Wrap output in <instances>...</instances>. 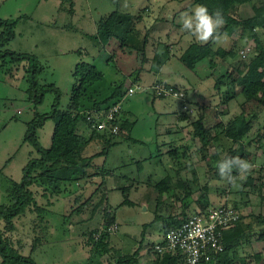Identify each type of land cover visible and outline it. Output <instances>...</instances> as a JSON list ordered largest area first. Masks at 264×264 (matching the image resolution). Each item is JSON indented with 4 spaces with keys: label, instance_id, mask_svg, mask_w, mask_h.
<instances>
[{
    "label": "rangeland",
    "instance_id": "obj_1",
    "mask_svg": "<svg viewBox=\"0 0 264 264\" xmlns=\"http://www.w3.org/2000/svg\"><path fill=\"white\" fill-rule=\"evenodd\" d=\"M257 1L237 5L235 17L245 19L252 15V4ZM156 2L0 0V18L16 22L15 37L8 43V49L36 57L37 81L58 87L63 107L68 103L69 91L75 82L72 72L80 58L94 60L104 72L106 83L116 77L114 62L108 59L112 51L103 47L98 38L94 42L97 30L92 26V19L87 20L86 16L104 19L113 11L136 14L140 7L151 5L155 8L152 15L148 16L149 12L144 10L141 14L148 28L145 64L149 62L148 67L154 71L160 69L156 67V59H163L152 57L156 45L159 46L165 60L172 58L169 64L172 73L170 80L166 79L182 84L158 83L183 93L181 98L162 97L151 89L156 82L142 84L126 78V89L140 86L141 90L126 95L121 101L124 114L121 118L127 119L126 127L121 128L122 140L92 159L83 181L66 189L49 186L44 191L30 187L35 206L30 205L13 218L8 231L3 230L4 222L0 228L12 246L29 255L36 264H107L119 255L132 254L139 246L141 249L146 246L139 263L155 264L148 249L153 241L161 238L168 217L178 222L200 208L204 200L207 207L236 204L241 215L239 224L247 232L236 249L238 257L232 251L210 264H264V136H260L264 108L258 101L244 102L241 87L235 80L239 63L248 62L257 49L264 51V29L255 28L257 42L248 29L239 27L226 34L221 28L224 38L207 43L215 52L223 48L234 54L207 57L190 69L180 61L186 49L184 45L188 39L200 42L181 32L178 21L183 12H190L197 4L193 0ZM167 24L176 28L170 27L171 31H177L176 38L181 43L171 56L167 54L171 50L164 35ZM147 25H152L156 32ZM84 30L91 33L85 36ZM159 39L165 43L158 42ZM247 45L251 49L242 58L240 51ZM84 49L87 53H83ZM133 63L128 62L127 68ZM24 70L16 64L0 69V205L9 203V192L21 181L23 167L30 156H36L32 144L24 140L28 123L36 112H49L54 97L53 93L46 92L40 104L31 103ZM243 116L250 121V131L242 141H230L225 131ZM198 120L203 127L196 124ZM53 129L50 117L36 128L35 138L42 147L50 146ZM203 130L205 139L201 138ZM78 131L86 137L90 132L83 123ZM203 140L207 141L206 146ZM103 147L101 141H91L88 156L102 151ZM230 148L235 155L253 164L246 177L237 176L235 184L223 181L217 168L213 169ZM233 175H237L235 170ZM156 215L161 219L154 222ZM256 253L259 260L254 257Z\"/></svg>",
    "mask_w": 264,
    "mask_h": 264
},
{
    "label": "trees",
    "instance_id": "obj_2",
    "mask_svg": "<svg viewBox=\"0 0 264 264\" xmlns=\"http://www.w3.org/2000/svg\"><path fill=\"white\" fill-rule=\"evenodd\" d=\"M251 1L193 0L195 4L206 6L210 13L216 10L222 11L226 21L222 31L226 34L242 27L253 32L251 37L258 42L254 29L256 27L264 29V0L253 2L252 15L245 19H238L234 14L237 5ZM143 10L145 9L139 10L136 14L113 11L99 21L97 38L103 47H108L112 51L108 59L114 62V67L117 70L116 77L108 79L106 83L104 72L98 68L94 60L88 61L80 58L72 72L75 82L69 91L66 107L61 105V92L58 87L54 84H41L37 81L39 62L36 57L30 53L15 52L8 49V43L15 37L14 26L16 22L11 19L0 18V69L7 64L20 65L25 69V78L28 82L26 93L28 100L34 105L43 101L46 92H51L54 95L50 111L46 113L36 112L34 118L28 123L24 140L32 144L36 156H30L23 167L21 181L15 183L11 192H9V203L0 205V224L5 223L3 230L8 231L11 229L13 218L25 212L30 205L35 206L31 186L47 191L49 186H54L56 189H66L76 182L83 181L88 176L86 171L92 159L100 153H105L108 148L122 140L121 128L123 130L127 125L126 117L122 116L121 118L120 115V132L111 134L106 131L99 132L90 129L91 123L86 119V114L94 109L107 110L110 106L118 103L126 94V78H131L133 82H136L142 72L146 61V45L148 43V28H146L141 17ZM217 54L232 56L234 52L223 48L215 52L208 43L192 42L180 56V61L188 68L194 69L200 61H204L207 57L214 58ZM156 60V67L160 68L163 61ZM130 61H134V63L132 67L128 66L127 68ZM237 71L239 75L235 80L241 87L240 92L244 102L258 101L264 108V51L257 49L248 62L239 63ZM100 82H103L104 86ZM229 87L231 88L230 85ZM233 94L231 90L229 95L232 97ZM121 114H123V110ZM47 117L53 120L54 129L50 146L44 148L35 138V132L36 128L41 126ZM254 117L256 118L255 115L252 116V118ZM81 123L85 124L87 129L90 130L88 137L79 133L78 128ZM196 124L203 127L200 120ZM250 129V121L243 116L236 125L225 131V136L233 142L242 141ZM204 132L205 130L202 132V139H205ZM260 136H264V120L261 123ZM118 137L120 139H117ZM93 140L101 141L104 147L102 151L86 156L84 154L85 148ZM203 141V145L206 146L207 141ZM226 155L229 157L239 156L235 155L231 148ZM239 157L241 158V156ZM216 168L217 165L213 169ZM125 190L123 188L122 192H125ZM101 198L102 202L103 197ZM101 202H99L100 205ZM205 204L204 200L200 208H207ZM234 206L236 207V204ZM160 219L159 215H156L154 222ZM168 219L163 232L182 220L180 219L178 222L171 221V216ZM240 221L228 234L224 235L222 238V251L213 255L211 263L220 261L223 256L232 251L235 257H238L236 249L247 237V232L245 233L239 224ZM3 230L0 228V264H36L29 255H23L12 246ZM140 250L141 247L139 246L132 254L119 255L115 261L107 264H140ZM254 257L259 260L257 253ZM153 258L156 260L155 264H185L179 256L169 253L156 254Z\"/></svg>",
    "mask_w": 264,
    "mask_h": 264
},
{
    "label": "built area",
    "instance_id": "obj_3",
    "mask_svg": "<svg viewBox=\"0 0 264 264\" xmlns=\"http://www.w3.org/2000/svg\"><path fill=\"white\" fill-rule=\"evenodd\" d=\"M250 47L247 45L240 51L242 58L246 57ZM151 89L156 96L175 98L183 96L181 91L158 83ZM137 90H141V87H128L125 96L132 95ZM122 99L107 110L94 109L88 112L86 119L91 123L90 129L118 134ZM240 218V212L229 203L204 209L198 208L183 218L180 223L166 230L159 240L153 241L148 252L152 256L163 253L179 256L185 264L211 263L213 255L222 251V238L236 226Z\"/></svg>",
    "mask_w": 264,
    "mask_h": 264
},
{
    "label": "clouds",
    "instance_id": "obj_4",
    "mask_svg": "<svg viewBox=\"0 0 264 264\" xmlns=\"http://www.w3.org/2000/svg\"><path fill=\"white\" fill-rule=\"evenodd\" d=\"M180 31L191 35L201 44L212 40L219 42L224 37L220 34V29L226 21L221 10L209 12L208 8L202 4L195 5L190 12H183L179 21ZM255 31V29H254ZM253 168V164L239 156L225 157L217 164L218 175L228 184H235L237 176L246 177ZM237 175H233V171Z\"/></svg>",
    "mask_w": 264,
    "mask_h": 264
},
{
    "label": "crops",
    "instance_id": "obj_5",
    "mask_svg": "<svg viewBox=\"0 0 264 264\" xmlns=\"http://www.w3.org/2000/svg\"><path fill=\"white\" fill-rule=\"evenodd\" d=\"M155 1H157L156 3H159L160 2V0H155ZM162 1H164V2H166V3H168V2H170V0H162ZM132 7H134V5H132ZM142 8L143 7H140L139 9H138V12H139V10H142ZM146 8V9H145ZM168 8V7H167ZM144 13L145 12H149V15L148 16H150V15H152L155 11V8H153L151 5H146L145 7H144ZM157 10V9H156ZM126 12H129V11H126ZM97 14H99V12L97 13ZM84 16H86V15H84ZM102 17V16H101ZM86 18H87V20H89V19H92V26H93V28L95 29V31L96 30H98V23H99V21L101 20V19H103V18H93L92 16H86ZM175 19V18H174ZM173 19V20H174ZM145 23V22H144ZM173 24V23H172ZM173 25H175V24H173ZM147 27H150V28H152V25H147ZM170 27H174V26H169V24H167V31H166V33L164 34L165 36H166V38H167V41H166V44H168V47H169V49L171 50L170 51V53H167L168 54V56L170 55H173V51H174V49L176 48V49H179V47L178 46H180L181 47V43L180 42H178L179 40L176 38V36H178L179 34H177V31H174V30H172L171 31V29H170ZM154 29V30H153ZM173 29H176L175 27L173 28ZM152 30H153V32H156V29L155 28H152ZM85 32H84V34H85V36H88L89 35V33H91V32H86L87 30H84ZM173 39V40H172ZM170 40H172L173 42H175L176 44L175 45H171V42L172 41H170ZM181 40H184L185 41V39L184 38H181ZM187 40V39H186ZM94 42H97V36H96V38L94 39ZM158 42H163V43H165L164 41H162V40H158ZM193 41H191V40H187V43H185V45H184V47L185 48H187V46L188 45H190L191 43H192ZM147 45H148V43H147ZM147 45H146V49H147ZM184 48V49H185ZM184 49H182L181 51H183ZM85 51H87L86 49H84V52L83 53H87V52H85ZM147 52V51H146ZM164 51L159 47V46H157L156 45V48L154 49V51H153V53H152V57L153 56H157L158 58H162L163 59V62H162V64H161V66H160V69L158 70L157 69V71H154V69L152 70V69H150L149 67H148V64H149V62L148 63H146L145 65H144V68H143V70H142V72L139 74V76H138V79H137V83H142V84H150V83H153V82H156V83H162L163 81L164 82H166V83H170V84H175V85H182V84H180V83H177L175 80L174 81H169L170 80V76H171V71H169V68H170V66L171 65H169V64H171V62H172V58L170 57L169 59H164L163 57H164ZM168 69V70H167ZM151 75V77H150V79H149V76ZM166 77H168V79H166ZM183 77H185V75H183ZM185 88V87H184ZM197 91V90H196ZM17 112H19V110L17 111ZM86 126V125H85ZM87 127V126H86ZM88 131H89V129H87ZM121 141V140H120ZM119 143V142H118ZM88 146H89V144L87 145V147L85 148V150L86 151H84V154L86 155V156H88V154H87V148H88ZM96 152V151H95ZM98 152V151H97ZM99 156V155H98ZM98 156H95L93 159H95L96 157H98ZM107 204L108 205H110L109 204V202H107ZM197 210V209H196ZM144 250H146V246H144L142 249H141V252H140V256L143 254V251ZM144 257V256H143ZM143 257H141V259L143 258ZM140 259V258H139Z\"/></svg>",
    "mask_w": 264,
    "mask_h": 264
}]
</instances>
